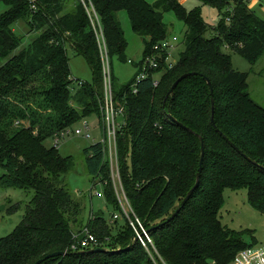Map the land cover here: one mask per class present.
<instances>
[{
    "label": "trees",
    "instance_id": "1",
    "mask_svg": "<svg viewBox=\"0 0 264 264\" xmlns=\"http://www.w3.org/2000/svg\"><path fill=\"white\" fill-rule=\"evenodd\" d=\"M34 1L0 0L9 7L0 15V169L4 174L0 182L15 190L34 191L21 223L0 239V264H35L54 253L66 256L42 264H234L251 245L245 241V231L223 225L220 213L225 191L242 189L248 191L251 205L264 212V107L251 97L248 74L236 71L225 51L256 63L264 53V21L250 11L246 0H196L220 12L215 35L207 37L211 27L201 7L189 10L181 0L153 4L84 0L101 20L111 65L114 59L129 62L119 20L122 12L133 31L144 38L143 61L170 38L167 13H174L187 28L178 63L169 69L162 61L159 69L150 70L137 94L132 86L138 74L126 86L119 85L113 74L114 98L125 110L117 141L121 179L136 216L151 232L155 249L147 251L135 243L134 231L125 220L112 223V218L108 221L99 213L93 214L94 221L90 217L86 221L85 204L65 181L75 160L45 145L84 119L97 116L103 124V64L83 0ZM21 21L29 25L30 34L37 32L23 49L14 32ZM67 44L87 60L94 75V84L82 82L76 93ZM189 73L210 79L217 127L243 155L213 128L212 94L203 77L185 79L166 100L173 84ZM196 135L204 138L206 151L200 186L178 216L159 227L196 185L201 158ZM84 154L93 185L106 186L107 204L119 212L104 147L94 144ZM20 209L16 204L9 213ZM85 228H90L99 246L78 248ZM96 249L106 252H92Z\"/></svg>",
    "mask_w": 264,
    "mask_h": 264
},
{
    "label": "rangeland",
    "instance_id": "2",
    "mask_svg": "<svg viewBox=\"0 0 264 264\" xmlns=\"http://www.w3.org/2000/svg\"><path fill=\"white\" fill-rule=\"evenodd\" d=\"M189 10L201 7L202 16L211 27L207 37L215 35L214 28L220 21V12L218 9L204 6L196 0H181ZM251 12L256 14L264 21V0H246ZM150 4L156 0H148ZM9 7L0 3V15L8 11ZM227 14V9L223 10ZM223 14V15H224ZM119 20L128 42L126 52L128 63H122L114 59L112 64V74L121 86H126L136 77L139 72V64L143 61L145 44L144 38L136 34L131 26L130 19L126 12L119 14ZM165 23L168 26V35L172 39L176 37L175 50L172 55V63L177 64L181 53L185 51V36L187 28L183 23L177 20L174 13L165 15ZM15 34L22 39V48H27L37 36V32L30 34L29 25L25 22H19L14 26ZM67 53L70 61L71 78L74 81L73 93L79 88V83L84 82L89 85L94 84L93 71L87 60L79 55L72 45L67 44ZM232 58V64L236 71L248 74V85L251 97L254 101L264 107V53L256 63H251L239 54L230 50L225 51ZM160 78V75H157ZM77 107V105H74ZM92 127V139L87 140L84 137L70 135L64 138L58 149L60 155L64 158H73L76 166L74 170L65 178L66 186L76 197L86 206L85 218H91V214H103L106 220L110 221L115 212L113 207L107 204L106 198L97 197V193L105 194L106 186L104 184L93 185L92 177L89 175L86 164L85 150L102 140V121L97 116L87 119ZM119 124H125V118H119ZM75 127H79L77 124ZM45 145L53 148L54 142L47 140ZM133 156L132 151L128 159V167L132 172ZM3 171L0 169V179L3 177ZM111 177V175H110ZM113 185V182H112ZM114 188V187H113ZM34 197V191L15 190L9 188L0 182V239L10 235L21 223L26 212V208ZM225 204L220 213L222 223L233 231H245V241L251 245L252 255L251 264H264V212L257 210L251 205L248 199V191L242 189L239 191L226 190L224 194ZM19 204L21 209L14 214L9 210ZM3 207L5 209L3 210ZM118 213V212H117ZM124 219H120L122 221ZM119 225L123 226V222Z\"/></svg>",
    "mask_w": 264,
    "mask_h": 264
},
{
    "label": "built area",
    "instance_id": "3",
    "mask_svg": "<svg viewBox=\"0 0 264 264\" xmlns=\"http://www.w3.org/2000/svg\"><path fill=\"white\" fill-rule=\"evenodd\" d=\"M35 1L32 0V4ZM89 18L91 20L97 42L99 45L100 56L103 64V85H104V98L102 102V112H103V125L102 130V140L99 142L104 147V159L109 164L111 180L113 182V189L115 196L117 198L120 211L113 215L111 222L114 223L120 219H124L129 222L130 227L134 231L135 239L138 240L137 243L141 244L143 248L149 251V248L153 247V238L151 237V232L144 226L142 221L136 216L130 201L126 195L120 172L119 163V151H118V133L122 128V124H119V118L125 117V110L123 107L119 106L114 98L113 91V74L112 65L109 58V51L107 47V42L104 34V30L101 24V20L92 4H86ZM35 8V5H33ZM178 42L176 37L168 38L162 41L160 44L156 45L153 49V54L147 56L143 61L141 71L138 72L136 82L132 86L133 94L138 93V86L141 82L145 81L149 77L150 70H157L160 68L162 61H165L169 69H172L176 64L172 63V55L175 50V43ZM82 82L79 83L81 85ZM159 84V79L155 80L154 86L157 87ZM125 125V124H124ZM92 127L87 119L82 120L79 123V127H73V129L66 130L59 135H56L53 139L54 147L59 149L61 141L70 136L75 135L79 137H84L87 140L92 139L91 134ZM97 143V144H99ZM97 184H102L97 183ZM97 197L105 199V194L99 192L96 194ZM92 221H94V215L91 214ZM83 236L82 241L79 242V249H86L89 247L99 246L97 237L91 232L90 228H85L81 233ZM78 240H81L80 238ZM74 250L77 247H73ZM155 249V248H154ZM252 255L250 250H245L239 254L234 264H251Z\"/></svg>",
    "mask_w": 264,
    "mask_h": 264
},
{
    "label": "water",
    "instance_id": "4",
    "mask_svg": "<svg viewBox=\"0 0 264 264\" xmlns=\"http://www.w3.org/2000/svg\"><path fill=\"white\" fill-rule=\"evenodd\" d=\"M193 76H201L203 77L209 88H210V91H211V94H212V124H213V128L216 130L217 133H219L234 149H236L240 154L243 155V153L236 147L235 144H233L226 136H224V134L218 129L217 127V124H216V120H215V115H216V105H215V99H214V88L212 86V83L210 81V79H208L207 77H205L204 75L202 74H199V73H189V74H185L183 76H181L174 84L173 86L171 87L170 91L168 92L167 94V97H166V100L173 96L176 89L178 88V86L187 78L189 77H193ZM188 131H190L191 133H193L191 130L187 129ZM194 134V133H193ZM200 141H201V158H200V163H199V169H198V174H197V182H196V185L194 186V188L188 193V195L186 196V198L183 200V202L181 203L180 205V208L178 210H176V212L167 220L166 223L164 224H161L159 227H163L164 225L170 223L172 220H174L176 218V216H178V214L181 212V210L187 205V203L190 201V199L192 198L193 194L196 192V190L199 188L200 186V181H201V177H202V171H203V165H204V159H205V154H206V151H205V141H204V138H202L201 136L199 135H196ZM247 161L248 162H251L250 159H248L246 157ZM5 209V207H3V210ZM138 240L135 239V243H137ZM92 252L96 253V252H106L105 249H96V250H93ZM66 254L65 253H54V254H51L47 257H45L44 259L38 261L37 263L35 264H42L43 262L49 260V259H53V258H59V257H65Z\"/></svg>",
    "mask_w": 264,
    "mask_h": 264
},
{
    "label": "crops",
    "instance_id": "5",
    "mask_svg": "<svg viewBox=\"0 0 264 264\" xmlns=\"http://www.w3.org/2000/svg\"><path fill=\"white\" fill-rule=\"evenodd\" d=\"M130 62V61H129Z\"/></svg>",
    "mask_w": 264,
    "mask_h": 264
}]
</instances>
